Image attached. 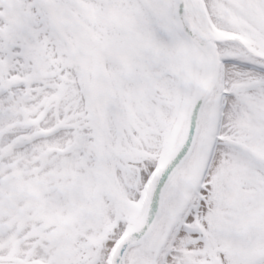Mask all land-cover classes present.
<instances>
[{"label": "snow or ice", "instance_id": "6c2138e0", "mask_svg": "<svg viewBox=\"0 0 264 264\" xmlns=\"http://www.w3.org/2000/svg\"><path fill=\"white\" fill-rule=\"evenodd\" d=\"M0 264H264V0H0Z\"/></svg>", "mask_w": 264, "mask_h": 264}]
</instances>
